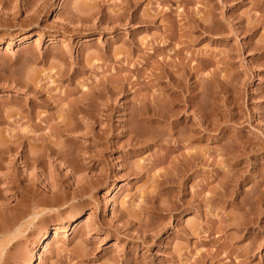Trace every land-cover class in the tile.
<instances>
[{
    "label": "rangeland",
    "instance_id": "obj_1",
    "mask_svg": "<svg viewBox=\"0 0 264 264\" xmlns=\"http://www.w3.org/2000/svg\"><path fill=\"white\" fill-rule=\"evenodd\" d=\"M0 44V264H264V0H0ZM160 68L198 108L171 134L144 119L171 104ZM124 78L109 140L53 136ZM198 112L224 128L180 144Z\"/></svg>",
    "mask_w": 264,
    "mask_h": 264
},
{
    "label": "bare ground",
    "instance_id": "obj_2",
    "mask_svg": "<svg viewBox=\"0 0 264 264\" xmlns=\"http://www.w3.org/2000/svg\"><path fill=\"white\" fill-rule=\"evenodd\" d=\"M207 30V28H205V31ZM252 29L251 28H246V31L247 32H250ZM249 36H251V35H249ZM27 38L26 37H22L20 40H19V42L20 43H23L25 40H26ZM0 49H1V44H0ZM8 50V48H6V51ZM180 51V50H179ZM155 54V53H154ZM183 62V61H182ZM181 62V63H182ZM183 64V63H182ZM181 64V65H182ZM161 66L160 67H162L163 66V64H160ZM184 65H185V63H184ZM166 67H168V66H166ZM164 68H165V66H164ZM164 68H160L161 70H160V75L159 76H166V77H169V79H170V81H171V83L168 85V92H166L165 90V92L163 91L162 93H161V95L159 96L160 98L159 99H162L164 102H168V100L166 99V95L167 94H165V93H168L169 94V96H168V99H170V101H171V104H172V107L170 108V106H171V104H170V106L168 107V105L169 104H165L166 106H162L163 107V110H161V109H159L160 108V106L158 107V109L157 108H155V109H153V108H151L150 106H148V107H150V109H153L155 112H153V110L151 111V113L149 112V114H148V117H146V118H144V119H147L148 121H153V119H154V117H156L157 118V120H158V122H159V124L160 125H163L162 127V129L165 131L166 129H167V132L169 133V134H171V133H175V131L177 130L178 131V123H177V121H176V119L182 114V113H187L188 112V110H190V109H193V111H194V109H198V108H196V105H195V103L193 104L192 103V99H191V97H190V95L189 96H183V95H181L182 93H186V92H184V90H185V88L182 86L181 87V83H180V85H179V83L177 84V82L178 81H176L175 82V80L174 79H172V77L171 76H173V75H170L169 74V72L170 71H167L166 69H164ZM186 68V67H185ZM171 73V72H170ZM158 76V77H159ZM119 78V77H118ZM179 80V79H178ZM125 78L124 79H121L120 81H119V79H118V81H115V82H113V83H109L111 86L110 87H108L107 85H105V84H103L102 86V89L101 90H97V91H92V90H90V91H87V92H85L84 93V98L81 100V101H79V102H72V103H68V104H66L65 106H64V112H65V114H64V116L61 118V121L60 122H58L54 127H53V136L54 137H59V136H63L64 134H70V133H74L81 125V123H83V124H86V125H83V126H93V125H103L105 122H106V130L103 132V130H102V132L105 134V135H108L107 137H105L106 138V140L108 139V137H110V134H111V124H112V122L111 121H113V108H112V105H110L109 103L113 100L114 101V99H115V97H117V96H121L122 94H124V96L123 97H126L127 95H125L126 94V90H125ZM183 81H184V79H183ZM109 82V81H108ZM103 83V82H102ZM189 84V83H188ZM189 87V86H188ZM188 87H187V85H186V88H187V90H188ZM164 88V87H163ZM166 88H167V85H166ZM163 90V89H162ZM104 91H105V93H104ZM171 91V92H170ZM179 91V92H178ZM187 93H189V92H187ZM186 93V94H187ZM178 94H180L181 96H179ZM185 94V95H186ZM192 95V94H191ZM82 96V97H83ZM193 96V95H192ZM182 97V98H181ZM114 98V99H113ZM179 98H181V100L179 99ZM142 99H144V98H142ZM141 99V101L139 102V100H138V103L140 104V107H141V103H145V100H142ZM74 101V100H73ZM110 101V102H109ZM182 102L181 104L183 105L182 107H180L179 105L180 104H176V102ZM112 103V102H111ZM95 104L97 105V106H95ZM162 104H164V103H162ZM143 105H145V104H143ZM102 106V109L101 108H97V107H101ZM136 107V106H135ZM147 107V108H148ZM165 107H166V109H168L167 111L168 112H164V109H165ZM95 108V109H94ZM144 108V106H142L140 109L142 110ZM146 108V107H145ZM170 108V109H169ZM62 109V110H63ZM92 109H94V110H96V113L98 112V115H94V114H92L91 112H92ZM139 109V110H140ZM149 109V108H148ZM156 109L157 110H161V111H159V112H157L156 111ZM124 110H126V109H124ZM147 110V109H146ZM113 111V112H112ZM142 111H145V110H142ZM150 111V110H149ZM198 111V110H197ZM95 112V111H94ZM133 112V111H132ZM135 113H136V109H135V111H134ZM138 112H140V111H138ZM142 114H139V113H136V114H128V116H129V118H127V120H126V124H128V123H130V122H133V120H140L141 121V115H143L144 113L143 112H141ZM193 113V112H192ZM196 113V112H195ZM198 113H200V112H198ZM197 113V114H198ZM120 114V113H119ZM145 114H147V112L145 113ZM144 114V115H145ZM201 114V113H200ZM230 114V113H229ZM199 115V114H198ZM233 115V114H232ZM231 114L230 115H226V117H230L231 119L233 118V116H232ZM147 116V115H146ZM215 116V115H214ZM221 116V115H220ZM235 116H236V113H235ZM235 116H234V118H235ZM140 117V118H139ZM200 117V116H199ZM208 117H209V115H208ZM207 117V118H208ZM223 117V116H222ZM238 117V116H237ZM155 118V119H156ZM72 119V120H71ZM179 119V118H178ZM75 122L76 120L77 121H81V123H75V124H72V122ZM74 120V121H73ZM142 121H144V120H142ZM224 121V120H223ZM71 122V123H70ZM221 122V121H220ZM134 123V122H133ZM132 123V124H133ZM151 123V122H150ZM200 124H198L199 126H198V129L195 131H190V133H191V135L189 134L188 135V133H187V136L184 134V136L182 135V136H180V139L178 140L179 142H180V144H181V142H184V141H188L189 139H190V141H191V139L192 138H194L195 137V135L196 136H199V135H202V134H205V132L206 133H211L212 131H221L223 128H224V126L223 127H221L222 125H220L219 123L218 124H216L215 122H213L212 120H209V119H205V113L203 114H201V121L199 122ZM226 122H224L223 124H225ZM148 124V123H147ZM205 125H206V128H205ZM161 127V126H160ZM166 129H165V128ZM195 127H196V125H195ZM51 128V127H50ZM130 128V127H129ZM161 129V130H162ZM182 129V128H181ZM188 129V128H187ZM123 130V129H122ZM137 132V131H136ZM162 132V131H161ZM167 132H163V133H167ZM187 132V131H186ZM76 133V132H75ZM131 134V131H124V132H122V134L121 135H125V134ZM140 133V132H139ZM162 133V134H163ZM169 134H168V136H169ZM193 134V135H192ZM105 135H103V136H105ZM138 135V134H137ZM174 135V134H173ZM180 135V134H179ZM102 136V137H103ZM176 136V135H175ZM112 138V137H111ZM138 138V137H137ZM100 139V138H99ZM109 140V139H108ZM111 140V139H110ZM237 140V139H236ZM177 141V140H176ZM140 142V141H139ZM184 143H186V142H184ZM188 143V142H187ZM190 143V142H189ZM246 143H247V141H246ZM250 143V142H249ZM137 144H140V146H142L143 145V143L142 142H140V143H137ZM137 144H131L130 146L132 147V148H134L135 147V145L137 146ZM170 144V143H169ZM177 144V143H176ZM179 144V143H178ZM251 144V143H250ZM190 145V144H189ZM256 145H258V144H256ZM187 146V145H186ZM234 146V145H233ZM245 146V145H244ZM244 146H241V145H235L234 147H233V149H234V151H235V154L236 153H239L240 155L242 154H245L246 152H249V153H251L252 154V152H256V153H258V152H261L262 150L261 149H259V150H250L249 151V148L248 147H244ZM130 147V148H131ZM232 147V146H231ZM253 147H254V145H253ZM44 148H46L47 150H49V151H53V149L51 148V146H49V144L47 145H45L44 146ZM178 148V147H177ZM250 148H251V146H250ZM257 148V147H256ZM261 148V147H260ZM136 149V148H135ZM138 149V148H137ZM124 150V149H123ZM231 150H232V148H231ZM135 151V150H134ZM57 152V151H56ZM231 153H232V151H231ZM230 153V154H231ZM60 154V153H59ZM238 155V154H237ZM241 155V156H242ZM233 156V155H232ZM188 158V157H187ZM238 158H240V157H237L236 156V158L234 157V159L237 161V162H239L238 161ZM185 159H186V157H185ZM184 159V160H185ZM183 163H185V162H183ZM238 164V163H237ZM189 166V165H188ZM191 166V165H190ZM93 167V166H92ZM184 168H186V167H184ZM188 168V167H187ZM183 169V168H182ZM179 171H181V170H179ZM188 171V170H187ZM76 173V172H75ZM182 174H183V172H182ZM188 175V174H187ZM162 183V182H161ZM80 192H82V191H80ZM83 193V192H82ZM185 204V203H184ZM188 204V203H187ZM186 204V205H187ZM188 206V205H187ZM189 207V206H188ZM180 208V207H179ZM185 208V207H184ZM181 209V208H180ZM161 210V209H160ZM251 210V209H250ZM175 211V210H174ZM248 213V212H247ZM249 215V214H248ZM246 216V215H245ZM245 216L242 218V219H238V222H236L237 223V226L239 227V230H238V232L239 233H242L243 231H248L249 229H250V226H252V225H256V224H258V222H257V219H255V218H245ZM253 216V215H252ZM248 217V216H247ZM255 217V216H254ZM260 222V224H264V222L263 221H259ZM229 223V222H228ZM231 223V222H230ZM235 223V224H236ZM259 224V225H260ZM232 225H233V223H232ZM227 226V225H226ZM261 229H262V231L259 233V237L261 236V235H264V227H260ZM259 229V228H258ZM258 235V234H257ZM45 237L46 236H44V240H40L38 243H37V245H35V248L36 247H39V246H41V245H43V244H45L46 243V240H45ZM57 236H56V232H55V238H56ZM258 237V236H257ZM255 241V240H254ZM256 245H253V247H255ZM255 248H257V247H255ZM254 248V249H255ZM29 264H35V259H34V257L30 260V262H29Z\"/></svg>",
    "mask_w": 264,
    "mask_h": 264
}]
</instances>
